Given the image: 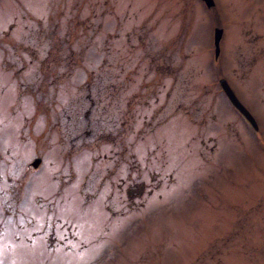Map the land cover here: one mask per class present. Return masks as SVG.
Masks as SVG:
<instances>
[{"label":"rangeland","instance_id":"rangeland-1","mask_svg":"<svg viewBox=\"0 0 264 264\" xmlns=\"http://www.w3.org/2000/svg\"><path fill=\"white\" fill-rule=\"evenodd\" d=\"M213 1L0 0V264H264V0Z\"/></svg>","mask_w":264,"mask_h":264},{"label":"water","instance_id":"water-1","mask_svg":"<svg viewBox=\"0 0 264 264\" xmlns=\"http://www.w3.org/2000/svg\"><path fill=\"white\" fill-rule=\"evenodd\" d=\"M203 4L206 5V7H209L211 5H214L215 3L213 2V0H202ZM222 32V27H215L214 30H213V44H214V50H213V53L215 54V56L217 57L218 56V51L220 50V47H219V40L221 39V34ZM226 78L223 77L221 78L218 83L219 85L221 86L222 90H224V94L227 95L228 97V100L230 102L231 105L235 106L237 109H238V112L244 116V118L247 119V121L249 122V124H251L255 129L258 127V125L256 124V120L255 118L253 117L252 114H250L248 112V108L246 106H244L243 104H241L239 102V99L238 97L236 96V94H234L232 91V88L230 87L229 84H227L226 82ZM40 160L39 159H35L34 161H32V165H37V163L39 162Z\"/></svg>","mask_w":264,"mask_h":264}]
</instances>
